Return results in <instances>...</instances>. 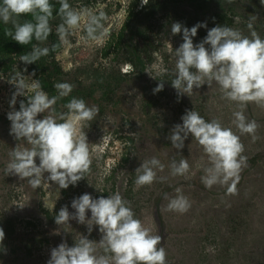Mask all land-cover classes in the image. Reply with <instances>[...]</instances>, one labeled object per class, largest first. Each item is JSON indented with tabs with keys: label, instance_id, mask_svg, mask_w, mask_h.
<instances>
[{
	"label": "rangeland",
	"instance_id": "1",
	"mask_svg": "<svg viewBox=\"0 0 264 264\" xmlns=\"http://www.w3.org/2000/svg\"><path fill=\"white\" fill-rule=\"evenodd\" d=\"M68 2L77 11L105 12L109 34L101 42L87 40L81 24L66 43L60 44L56 29L62 20L56 13L50 27L59 42L55 53L57 72L54 69L50 76L52 85L48 90L40 86L51 98L58 95L56 83L73 85L72 92L54 105L56 116L68 112L65 105L73 98L98 108L96 117L82 124L91 169L67 189L48 180H42L41 187L32 188L27 179L6 172L12 159L9 153L17 145L30 147L10 134L8 113L19 110L21 100L27 103V96H17L13 108L11 99L16 88L8 79L19 72L29 84L39 81L30 64L20 61V56H1L0 229L5 238L0 244V264H48L53 248L65 242L74 246L81 235L93 240L97 255H104L98 226L94 225L89 234L86 224L72 219L69 225H58L55 216L65 206L74 213L71 203L84 193L96 199L117 192L153 235H160L156 218L160 214L165 235L162 246L172 264H264V107L253 102L241 109L236 102L222 98L215 82L211 87L205 84L194 89L191 96L178 95L171 84L175 78V49L183 43L182 31L171 33L173 23L190 29L206 22L207 27H200L193 37L197 44L209 29L218 25L250 37L248 24L254 17L253 29L264 39V5L260 0H153L149 7H141L142 0ZM21 17L16 18L19 23ZM0 24L14 27L3 21ZM52 43V39L35 41L38 46L48 48ZM111 74L122 75L114 82L109 78ZM97 75L102 77V86L95 83ZM161 82L163 90L154 93ZM188 110L197 111L206 121L218 120L240 136L246 160L236 195L227 193L228 185L217 184L210 190L204 187L201 180L206 175L205 168L211 165L203 147L191 135L182 150L172 146L168 137L176 124L183 123L182 116ZM239 110H243L248 121L257 122L255 141L251 134H241L233 124V113ZM48 114H38L37 118ZM152 157L165 166L163 171L155 169L157 180L134 190L136 169ZM181 159L190 165L187 178L171 174L170 165ZM176 188L191 204L186 213L167 208L177 195ZM87 216L91 218L90 210Z\"/></svg>",
	"mask_w": 264,
	"mask_h": 264
},
{
	"label": "clouds",
	"instance_id": "2",
	"mask_svg": "<svg viewBox=\"0 0 264 264\" xmlns=\"http://www.w3.org/2000/svg\"><path fill=\"white\" fill-rule=\"evenodd\" d=\"M149 0H142L141 7ZM264 5V0H260ZM24 14H31L34 22L19 23L16 19ZM59 17L62 23L56 29L60 44L66 43L67 37L81 24L84 26L86 39L101 42L109 33L105 28L108 17L105 12L91 10L77 11L68 0H59ZM53 18V5L50 0H0V21L11 23L15 31L6 34L21 45H29L33 39L43 43L52 32L50 20ZM250 18L248 28L250 37L228 26H215L208 30L207 36L194 44L193 37L200 27H207L206 22L197 23L190 29L176 22L171 25L172 35L183 34V43L175 49V78L172 87L178 95L191 93L213 82L219 85L222 98L236 102L243 109L249 103L264 107V39L253 29ZM206 45L210 47H206ZM59 45H53V50ZM48 47L33 44L32 50L20 56L25 64L37 62L49 55ZM162 81V80H161ZM8 82L16 91L11 99L14 108L17 96H27V103L20 101L19 110L8 113L11 121L10 134L18 141H25L30 147H19L9 153L11 161L6 172L27 179L32 188H39L42 180L55 182L59 188L67 189L76 185L90 172L92 159L87 136L82 132L83 122L92 121L98 114L96 106H87L83 99L73 98L65 107L68 112L55 115L54 105L57 100L67 97L73 90L68 82L54 85L57 96L42 90L39 83H31L24 75L17 72ZM164 83H159L153 90H163ZM48 112L40 119L38 114ZM233 124L241 134H251L253 141L258 124L248 121L243 110L233 113ZM63 121V122H58ZM182 124H176L168 137L176 149H183L189 135L194 138L208 156L210 167L205 168L206 175L202 184L206 189L214 185H228L229 195L237 194L242 165L246 157L242 155L244 145L241 138L231 127H224L218 120L206 121L197 111L188 110L182 116ZM37 157L39 163H37ZM164 165L156 157L146 160L136 169L135 188L150 186L157 180L155 169L163 171ZM173 176H184L190 169L187 160L173 161L170 165ZM47 173V177H45ZM163 180V177L160 178ZM231 182V183H229ZM172 198L167 208L169 211L186 213L191 204L180 189ZM168 198V194H164ZM70 213L67 206L62 207L55 216L58 225H69L72 219L86 224L89 234L93 226L99 227L102 238L99 241L104 255H97L93 240L81 235L74 246L61 243L51 250L48 264H168L166 250L161 245V235H153L150 228L135 217V213L126 200L117 192L107 197L94 199L89 193L74 198ZM91 212V218L87 216ZM5 232L0 229V244Z\"/></svg>",
	"mask_w": 264,
	"mask_h": 264
},
{
	"label": "trees",
	"instance_id": "3",
	"mask_svg": "<svg viewBox=\"0 0 264 264\" xmlns=\"http://www.w3.org/2000/svg\"><path fill=\"white\" fill-rule=\"evenodd\" d=\"M152 2L153 0H149L148 4L145 7H149V5L152 4ZM50 3L53 5V16H54L56 13H58L59 0H50ZM29 21L34 22L31 14L22 15L20 23H25ZM8 30H11L13 32L15 31L14 27L8 28V27L1 26L0 24V57L3 55L4 57H9L13 54L17 56H21V55L27 54L28 52L32 50V46L33 44H35V39H33V41L29 45H21L17 41L13 40L11 36H8L6 34ZM50 39H52L53 43L49 47L50 49L49 55L41 57L37 62L31 63L29 66L31 72L35 74L36 77L38 78L37 80L39 81L40 85L47 90L49 86L52 85V83L50 82V76L54 74V69L56 68L55 53L59 47L58 46L53 50V47H52L53 45H59V42L57 40V35L53 33V31L51 32L47 40H50ZM49 57H52V59L48 63L47 59ZM55 72H57L56 69H55ZM121 75L122 74H119V76H116V75L113 76L111 74L109 78L112 77L114 79V82H116L120 79ZM96 77L97 78H96L95 83H98L100 86H102V77L98 75ZM91 89L94 90V87H92Z\"/></svg>",
	"mask_w": 264,
	"mask_h": 264
},
{
	"label": "water",
	"instance_id": "4",
	"mask_svg": "<svg viewBox=\"0 0 264 264\" xmlns=\"http://www.w3.org/2000/svg\"><path fill=\"white\" fill-rule=\"evenodd\" d=\"M156 218H157V223L160 226V235L162 237L161 245H158V247H159V246H162L163 245V241H164L163 239H164V236L165 235H164V232H163L164 226H163V223L161 221V216H160L159 213H157ZM168 264H172V263L171 262H168Z\"/></svg>",
	"mask_w": 264,
	"mask_h": 264
}]
</instances>
